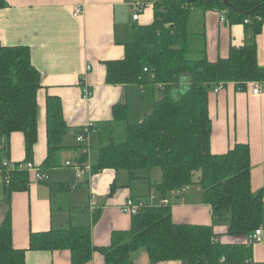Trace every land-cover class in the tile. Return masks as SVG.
I'll use <instances>...</instances> for the list:
<instances>
[{
	"label": "trees",
	"instance_id": "trees-1",
	"mask_svg": "<svg viewBox=\"0 0 264 264\" xmlns=\"http://www.w3.org/2000/svg\"><path fill=\"white\" fill-rule=\"evenodd\" d=\"M4 6L6 0H0V8ZM153 7L150 24H134L124 57L105 65L107 81L113 85L142 82L147 68L153 81L161 85L162 97L140 122H130L126 102L113 107V123L125 122L124 132L118 139L113 123L107 126L91 160L92 170L125 169L135 177L137 170L160 167L162 180L157 189L163 192L193 183L195 173L200 172L202 200L211 206L212 224L175 222L170 204L150 205L132 215L130 229L115 231L107 247L93 245L90 227L70 226L32 231L26 249L14 246L8 209L0 224V264H26L27 250H69L70 264H87L99 251L106 264H133L132 254L140 248L148 252L150 264L168 260L240 264L252 260L254 244L246 238L263 223L264 190H252L248 142L212 152L208 103L209 92L220 82L244 88L264 81V66L258 63L255 43L231 45L227 57L211 61L204 26L201 40L195 43L198 47L191 43L189 26L193 9L219 10L226 11L230 23H244L258 34L264 25V0H156ZM41 87V73L32 62L29 46L0 41V148L4 143L8 147L13 132H23L27 160L38 141ZM46 124L48 155L42 166L48 168L56 166V154L64 147L68 128L62 100L56 95L47 96ZM86 159L83 156L80 161ZM31 177L27 170L12 172L11 181L5 184L8 205L11 194L27 189ZM221 221H229L226 234L235 237L234 241H223L215 231Z\"/></svg>",
	"mask_w": 264,
	"mask_h": 264
},
{
	"label": "crops",
	"instance_id": "crops-1",
	"mask_svg": "<svg viewBox=\"0 0 264 264\" xmlns=\"http://www.w3.org/2000/svg\"><path fill=\"white\" fill-rule=\"evenodd\" d=\"M130 0H6L0 8V41L5 45H27L33 64L41 73L42 87L38 91V141L32 158L46 170L47 181L34 182L33 174L28 188L14 191L9 205L5 201V183L0 180V224L8 209L12 216L13 243L17 248H29L30 233L50 228L88 226L96 247L111 244L112 234L131 228L132 216L119 207L133 197L145 199L150 205L170 204L172 218L179 223L212 224L211 206L202 200L200 172L194 181L181 188L163 192L157 189L162 180V169L137 170L135 177L125 169L105 168L85 173L80 179L66 162L80 161L82 143L77 136L85 132V125L93 123L98 132L91 135V160L96 157L104 130L113 123V107L129 105L130 122L142 121L162 97V87L144 72L142 82L113 85L107 81L105 62L122 59L125 43L133 36V26L150 24L154 20V3L145 0L146 7L139 20L133 19ZM85 3L79 17L73 15V6ZM223 11L209 10L200 19L204 26L207 56L211 61L227 57L231 45L255 43L258 63L264 66V25L260 33L244 23L222 20ZM91 70H87V66ZM85 77L93 90L89 99L83 98L81 78ZM261 90L252 92L253 83L240 88L228 83L219 92H209V113L212 119L211 150L221 153L237 142L250 145L252 190H264V81ZM60 97L68 125L63 136V148L56 154V166L44 167L47 158L46 99ZM149 95V96H148ZM8 147L0 148V161L27 160L25 135L13 132ZM97 148L95 149V146ZM86 161V160H84ZM68 186V187H65ZM63 187V188H60ZM96 204L91 209V196ZM264 220V219H263ZM229 221L214 227L223 241H234L226 234ZM263 241L253 245L252 260L240 264H264V222L261 225ZM69 250H27L26 264H70ZM133 264H150L145 248L132 254ZM87 264H106L104 255L94 252ZM156 264H183L180 260Z\"/></svg>",
	"mask_w": 264,
	"mask_h": 264
},
{
	"label": "built area",
	"instance_id": "built-area-1",
	"mask_svg": "<svg viewBox=\"0 0 264 264\" xmlns=\"http://www.w3.org/2000/svg\"><path fill=\"white\" fill-rule=\"evenodd\" d=\"M129 4L132 6L134 10L133 19L139 20L141 13L146 7V1L145 0H130ZM85 3H77L73 6V15L75 17H79L82 15V13L85 10ZM226 11H223V14L221 16L222 20L226 19ZM247 22V20H246ZM87 70H91V66H87ZM148 69L144 68V72H147ZM252 92L254 94H258L261 90L260 81L252 82ZM228 83L220 82L217 84L214 88V92H219L223 88L227 86ZM81 87H82V95L83 98L89 99L93 95V90L89 83L87 82V79L85 77L81 78ZM98 128L93 123H87L85 125V132L81 133L77 136V141L79 143H82L83 146L81 148V151L83 155L87 156L86 161H71L68 160L66 162L67 166H70L75 169L77 177L82 178L85 173L92 174V162H91V135L93 133H97ZM27 170L30 171L33 174V181L34 182H42L47 181L50 178L49 173L42 169L40 166L36 165L31 160H25V161H13L9 159H4L0 161V180H2L5 184H9L11 181V174L14 171H22ZM96 204V196H91V209H94V205ZM147 206H150L149 202L145 199H135L133 197L127 198L123 204L119 207V210L123 213L135 215L138 214L143 208H146ZM246 241L248 243L256 244L263 241V232L261 228H257L254 232L250 233Z\"/></svg>",
	"mask_w": 264,
	"mask_h": 264
},
{
	"label": "rangeland",
	"instance_id": "rangeland-1",
	"mask_svg": "<svg viewBox=\"0 0 264 264\" xmlns=\"http://www.w3.org/2000/svg\"><path fill=\"white\" fill-rule=\"evenodd\" d=\"M203 13L204 12L201 9H198V8H195V9H193L191 11V19H190L189 31H190V34L193 35L192 36L193 41H191V43L194 46H195V43H198L201 40V38L199 37L200 33H201L200 29H201V26H202L201 22H200V19H201ZM194 38H195V40H194ZM195 47H198V46H195ZM130 121H133V120L130 119ZM112 125L116 129L115 136H116V138L119 139L120 138V134H123V132H124L125 122H114ZM97 146L98 145L95 146V149L97 148ZM263 222H264V220H263Z\"/></svg>",
	"mask_w": 264,
	"mask_h": 264
}]
</instances>
